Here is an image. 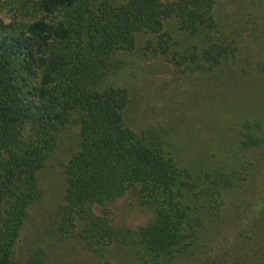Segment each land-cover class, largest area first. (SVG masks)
<instances>
[{"label":"trees","instance_id":"trees-1","mask_svg":"<svg viewBox=\"0 0 264 264\" xmlns=\"http://www.w3.org/2000/svg\"><path fill=\"white\" fill-rule=\"evenodd\" d=\"M242 3L240 27L229 28L216 0H0V264H51L45 247L23 253L20 244L39 195L38 172L65 129L79 138L58 209L63 236L97 254L133 244L141 264H173L222 221L226 192L234 189L245 196L236 200L219 259L264 264V91L246 114L231 118L236 149L217 144L226 155L221 165L203 163L210 148L196 155L197 164L180 165L169 129L135 132L126 125L129 91L114 80L126 68L118 52L149 33L148 52L207 71L215 84L234 82L235 59L249 60L238 53L241 43L249 52L250 28L264 34V14L253 13L264 0ZM263 37L255 38L259 46ZM240 158L244 164L234 166ZM130 190L154 213L136 229L115 224L109 206Z\"/></svg>","mask_w":264,"mask_h":264},{"label":"rangeland","instance_id":"rangeland-1","mask_svg":"<svg viewBox=\"0 0 264 264\" xmlns=\"http://www.w3.org/2000/svg\"><path fill=\"white\" fill-rule=\"evenodd\" d=\"M242 5V0H216V6L229 28H233V23L240 27L244 18L242 11L246 10L242 9ZM253 13L261 17L264 14V3L257 4ZM173 21L168 19L165 28L170 30L174 25ZM255 29L256 25L254 29L250 28L247 36L249 52L243 53L241 43L238 53L240 57H249V60L235 59V67L238 68L233 70L238 71V79L232 83L222 81L221 84H215L207 71L192 72L174 65L159 53L148 52L144 43L153 36L149 33L140 35L134 49L117 54L126 61L124 75L114 79L127 86L129 91L130 102L125 111L126 125L135 132H161L160 129H169L180 145V150H176L172 137H168L172 155L180 165L197 164L196 155L207 148L210 149L205 152L203 163L212 160L211 164L220 162L221 165L226 155L220 156L224 151L217 144L224 142L229 146L235 145L233 129L236 125L235 119L231 118L237 119L246 114L258 103V98L264 91V43L259 46L255 41L256 36L262 38L264 34L260 35ZM180 33L181 31L176 35ZM240 40L237 42L240 43ZM75 130L65 129L60 133L56 150L45 167L38 172L39 195L23 230L20 250L28 253L43 246L51 264H141L136 255L137 248L133 244L115 243L97 254L76 237H65L59 232L58 209L64 203L65 168L70 153L78 147L79 137ZM232 147L236 149V146ZM242 154L245 155L244 152ZM245 156L248 160H254L251 154ZM244 160L240 158L234 166L241 165ZM226 193L227 207L222 221L208 227L193 252L173 264H222L219 256L223 251L225 232L232 224L230 220L234 217L239 202L236 200H242L245 196L242 191L237 194L234 189ZM109 206L113 210L115 224L124 227L136 229L146 224L154 215L148 207L140 204V199L133 190L111 202ZM94 210L97 214L102 212L97 206Z\"/></svg>","mask_w":264,"mask_h":264}]
</instances>
